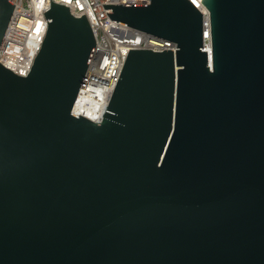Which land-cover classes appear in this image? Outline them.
Masks as SVG:
<instances>
[{
	"label": "water",
	"instance_id": "1",
	"mask_svg": "<svg viewBox=\"0 0 264 264\" xmlns=\"http://www.w3.org/2000/svg\"><path fill=\"white\" fill-rule=\"evenodd\" d=\"M103 4L132 49L100 121L72 113L87 19L51 0L30 71L0 64V264H264V0ZM0 0V45L14 9Z\"/></svg>",
	"mask_w": 264,
	"mask_h": 264
},
{
	"label": "built area",
	"instance_id": "2",
	"mask_svg": "<svg viewBox=\"0 0 264 264\" xmlns=\"http://www.w3.org/2000/svg\"><path fill=\"white\" fill-rule=\"evenodd\" d=\"M14 6L13 14L0 45V64L20 76H26L39 51L47 30L44 13L49 9L51 0H10ZM69 7L76 17L85 14L96 38L93 61L84 77L72 113L78 104L90 106L101 100L107 106L119 80L124 61L132 49L162 51L175 49V44L138 32L112 20L111 12L103 4H147L149 0H52ZM201 11L203 21V50L211 54V35L209 13L202 0H190ZM106 108V107H105ZM85 116V115H83ZM87 117V116H86ZM89 118V117H88ZM102 116L93 121H100Z\"/></svg>",
	"mask_w": 264,
	"mask_h": 264
},
{
	"label": "bare ground",
	"instance_id": "3",
	"mask_svg": "<svg viewBox=\"0 0 264 264\" xmlns=\"http://www.w3.org/2000/svg\"><path fill=\"white\" fill-rule=\"evenodd\" d=\"M105 102L107 101L101 100L99 103H92L90 106H81L78 104L76 107V112H80L82 115L92 119H98L103 115L106 109Z\"/></svg>",
	"mask_w": 264,
	"mask_h": 264
}]
</instances>
